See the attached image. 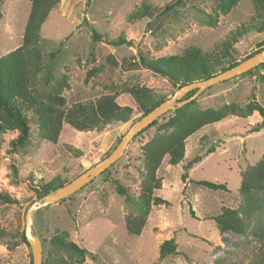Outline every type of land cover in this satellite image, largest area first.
<instances>
[{"label":"rangeland","instance_id":"rangeland-1","mask_svg":"<svg viewBox=\"0 0 264 264\" xmlns=\"http://www.w3.org/2000/svg\"><path fill=\"white\" fill-rule=\"evenodd\" d=\"M142 1L59 0L41 28L40 87L46 86L48 74L67 75L69 87L62 91L67 105L94 101L113 92L111 87L120 90L131 84L147 86L168 98L176 89L164 77L143 67L140 55L158 58L181 53L189 45L210 50L253 14L251 0H239L228 14L219 16L216 26L210 27L198 21V10L209 12L214 0H184L183 5L163 14L160 11L164 6L175 0H148L152 14L128 21V14ZM29 10L27 0L0 2V56L21 45ZM91 28L103 34L100 41L92 39ZM120 35L124 43H106V39ZM263 47L264 31L249 32L232 44L229 58L237 61ZM90 70L94 74L85 81ZM224 81L203 88L192 99L193 105L217 107L255 100L264 107V65ZM116 101L133 107L136 114L126 122H112L101 131H77L64 124L56 143L39 139L32 125L30 143L23 155L9 152V141L16 130L0 135V191L16 200L0 201V226L13 235L0 241V264H31L30 247L20 234L27 208L39 199L32 186L55 176L60 177L62 185L71 181L107 156L141 116L127 93H120ZM261 121L256 110L246 117L228 116L190 135L183 160L177 165L168 164L164 157L157 170L161 187L155 194L169 204L152 206L139 235L125 229L126 204L116 193L113 180L117 179L130 193H138L140 148L156 127L134 136L104 174L69 196L33 211L31 233L40 239L42 255L53 231L59 228L85 248L82 264H256L260 243L251 235V229L258 218H264V201L262 215L246 220L243 233L228 230L220 234L211 216L223 206L237 208L243 204L241 174L264 153V128L252 131ZM69 148L79 149L82 154L74 157ZM195 157L199 160L186 169L187 162ZM199 179L224 183L226 190L204 188L194 183ZM250 192L264 198L260 192ZM170 238L177 252L162 258L159 246Z\"/></svg>","mask_w":264,"mask_h":264},{"label":"trees","instance_id":"trees-1","mask_svg":"<svg viewBox=\"0 0 264 264\" xmlns=\"http://www.w3.org/2000/svg\"><path fill=\"white\" fill-rule=\"evenodd\" d=\"M27 1L30 3V10L25 22L21 45L0 56V135L7 130H16L17 132L9 141V152L18 155L27 152L32 125L35 126L39 139L56 143L64 124L70 125L77 131H101L112 122L128 121L136 114V110L129 105L117 103L116 97L120 93H127L134 100L141 116L167 99L165 95H161L147 86L131 84L125 85L120 90L111 87L113 92L104 93L94 101H78L67 105L62 94L63 89L69 87L67 75L48 74L45 76L44 82L47 87H40L41 28L59 0ZM238 1L214 0L209 12L203 9L198 10V21L203 25L214 27L217 25L219 16L228 14ZM251 2L253 14L249 20L239 24L212 49L203 50L198 46L189 45L181 53L158 58L140 55V64L164 77L175 89L206 79L236 65L244 58L262 49L259 48L237 61L229 58V51L237 38L249 32L264 31V0H251ZM183 4L184 0H175L166 4L160 13L163 14ZM151 14L152 4L148 0H143L128 14L127 20L133 21ZM102 36L103 34L91 28V37L94 41H100ZM124 42L125 39L122 35L106 39V43L113 46ZM53 55L54 52H50V56ZM259 65H264V62ZM252 69L248 73H252ZM92 74H94V70L88 71L85 81ZM51 80L52 84H49ZM195 91L196 89L187 91L177 102L191 97ZM194 103L195 100H190L164 112L135 135L136 137L150 127H156V132L140 148L142 173L137 194L130 193L129 189L117 179L113 180L116 193L123 198L126 204L127 214L124 217V225L126 231L131 235L141 233L152 206L169 204L168 201L155 194V191L161 187V178L158 176L157 170L164 157H167V162L170 165H177L183 160L185 141L190 135L205 125L219 122L228 116L246 117L255 110L262 116V121L253 127L252 131L264 128V107L255 100H249L246 104L232 101L217 107L204 108L194 106ZM69 151L74 157L82 154L79 149L69 148ZM198 160L199 157L190 160L185 168L189 169ZM12 169L15 171V165H12ZM107 170L108 168L101 174ZM30 180L32 181L31 178ZM194 183L211 190H226L225 184L220 182L199 179ZM61 185L60 177L55 176L51 180L34 184L32 190L37 198H41ZM239 188L243 193V204L237 208L223 206L220 212L211 216L220 234L228 230L243 233L246 220L252 216L257 219L262 215L261 208L264 198L253 196L250 191L254 190L260 192L262 196L264 195V153L256 163L243 171ZM0 201L16 202L3 191H0ZM258 219L252 226L251 235L260 243L256 264H264V218ZM12 236L9 230L0 226V241ZM20 237L24 243L29 245L24 229ZM48 241L49 247L42 255L41 264L83 263L86 250L70 239L67 231L55 228ZM176 252V243L173 238L164 240L159 246V255L162 258Z\"/></svg>","mask_w":264,"mask_h":264},{"label":"water","instance_id":"water-1","mask_svg":"<svg viewBox=\"0 0 264 264\" xmlns=\"http://www.w3.org/2000/svg\"><path fill=\"white\" fill-rule=\"evenodd\" d=\"M263 61L264 48L254 53L253 55L244 58L236 65L227 68L223 71H220L215 75L179 87L173 92L170 97L159 103L146 114L136 119L126 130V132L122 135L115 148L107 156H105L93 166L89 167L84 172L73 178L71 181L55 188L53 191L42 196L37 201H34L25 212L24 227V234L31 250L32 264H41L42 260V248L40 239L37 235L31 233L33 211H35L37 208L46 206L47 204L59 201L60 199L69 196L70 194L74 193L79 188H81L83 185L94 179L102 171H104L111 164H113L120 157L121 154L124 153L127 144L139 131L148 126L153 120L158 118L164 112L170 109H174L175 107L181 106L184 103L192 100L196 96V94L200 92L203 88L245 73L250 69L258 66ZM191 89H196V91L191 97L177 102V100H179L187 91Z\"/></svg>","mask_w":264,"mask_h":264}]
</instances>
